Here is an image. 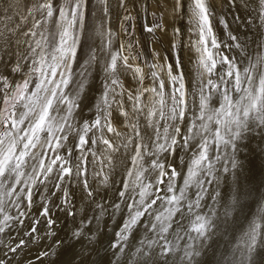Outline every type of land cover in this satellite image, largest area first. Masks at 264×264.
<instances>
[{
	"label": "snow or ice",
	"instance_id": "1",
	"mask_svg": "<svg viewBox=\"0 0 264 264\" xmlns=\"http://www.w3.org/2000/svg\"><path fill=\"white\" fill-rule=\"evenodd\" d=\"M2 2L10 12L13 5ZM117 7L124 9L125 20L131 19L126 0H117ZM222 7L228 13H217L208 0H189L190 23L197 36L194 46L199 52L195 86L190 90L176 42L181 29L173 30L171 57L166 53L164 63H156L159 53L153 51L154 60L145 59L142 66L131 40L114 46V33L107 27L111 0H35L25 8L32 15L25 35L41 39L34 46L25 41L27 54L11 66L12 73L25 71L20 83L0 74V264H13L27 243L38 242L42 236L37 225L42 222L44 234L54 236L57 211L77 215L69 190L72 183L80 186L83 199L95 208L73 229L71 238L93 245L102 222L107 228L104 217L115 223L119 216L109 242L115 264H204L201 257L218 246L229 230L235 239L233 225L246 209L247 230L230 255L232 242L228 241L215 264H257L256 257L264 249V207L255 214L250 209L264 201V194L241 183L237 153L240 142L256 135L264 139V40H252L253 54L248 40L241 39L245 34H234L230 26L255 25V36H264V0H223ZM232 9L242 10L244 16L233 14L229 21ZM183 10V0H175L174 11L182 16ZM213 22L223 25L229 41L223 47L235 50V55L221 51ZM145 27L148 32L164 31L160 25ZM125 35L131 36L129 29ZM85 47L89 51L81 62L79 52ZM21 59L27 62L26 69ZM145 66L152 82L149 87L143 86ZM121 67L133 70L138 81L134 90L124 89ZM94 68L103 73L95 112L77 120V110L82 111L92 88ZM49 83L52 88L46 87ZM69 84L71 95L64 90ZM145 92L152 94L150 106L141 102ZM124 94L132 101L134 116L117 99ZM114 112L129 126L124 148L132 146L119 158L115 154L120 146L105 133L121 136L113 124ZM101 143L105 148L98 159ZM98 165L102 167L93 172V185L89 168ZM116 177H120L119 186ZM105 188L114 190L110 204L107 194L97 198ZM34 204L39 208L35 215ZM26 219L31 226L21 232L19 226ZM13 232H21V237L13 240ZM25 236L30 239L26 241ZM87 251L82 243L81 255ZM53 254L51 249L42 253Z\"/></svg>",
	"mask_w": 264,
	"mask_h": 264
},
{
	"label": "rangeland",
	"instance_id": "2",
	"mask_svg": "<svg viewBox=\"0 0 264 264\" xmlns=\"http://www.w3.org/2000/svg\"><path fill=\"white\" fill-rule=\"evenodd\" d=\"M126 1H128L127 2L128 4L126 3V6L128 5L127 8L129 9V12L127 14L131 16V19L130 20H125L124 16L126 15V13H125L124 9L119 8L120 11L118 12V14L116 16V21H115L116 26H115V33H114V35L116 37L115 41H116L117 46L120 43H127L129 40H131L132 42H134L133 45H134L135 53H139L140 54L139 63L142 66L144 64V60L145 59H148L149 61H153L154 60V58L152 56L153 51L159 53V57L155 58L154 62L163 64L164 63V59H163L164 56H162V52H163V49L167 50V48L170 47L169 45H170V42L172 41L171 37L173 39V31H172V30H174L173 28L181 29L182 30V35L181 36H183V37L181 39V36H178L176 38V42L178 44H180L179 45L180 46V51H181L180 52V56H181V59L183 60L184 70L187 73V79L185 80L186 89L190 90L191 88H193L195 86V82H194V63L197 60V58L199 57L198 56L199 52L197 51L196 46H194V42L196 41L197 37H196V35H193V32H192L193 25L190 23L191 15L188 12V3H189V1L188 0H183L184 4L186 6L184 5L185 7H184V10H183V16H181V14H179V13L177 14L174 11L175 0H160L161 2L159 0H146L147 3H145L144 12H145V15H146L148 26H150V25L151 26L160 25L164 29V31H161L160 28H156L153 32H146L147 36H145L146 34H143V35L141 34V32H140L141 31L140 30L141 27L138 25V19L140 17V11H141L140 10V5H138L137 0H136L134 5H133V0H131V1L130 0H126ZM208 1H209L208 3H210L211 7L213 9H215L217 11V13H220L221 11H223L224 13H228V11H229L228 8L222 7L223 0H218L217 1L218 3L216 2V0H208ZM14 2H15L14 3V8H15L14 9L15 10L14 14H15V17L14 16L13 17L15 18V20L12 22V26L10 27V29L12 31H17V30L20 31L19 33H17V36L14 39V53H15V57H16V59H15V62H16V60L19 57L22 58L28 52V43L26 44L25 41H28L29 43L32 41L31 44L34 46L35 45V41L36 40H40L41 38L38 35L36 37H31V36L25 35V33L28 31V29L30 28L31 23H32V15H29L28 13H26L25 8L26 7L30 8L31 4L33 2H35V0L34 1H31V0H14ZM134 6H135V8H134ZM0 7L4 8L3 7V2H2V6L0 4ZM2 8H0V9H2ZM155 8H156V11H154ZM219 9H220V11H219ZM121 12H122V14H121ZM0 13H1V10H0ZM233 14L234 15H238V16H244V12L242 10L241 11H237L236 9H232L231 14H229L227 16V19L229 21H231ZM33 15H37V14L33 13ZM26 16L28 17L27 19H25ZM163 19H165V20H163ZM24 23H25V25H24ZM237 24H239V25H237ZM221 26L223 28V25H221ZM121 27H123V30L124 29H129V31L131 32V36L130 37L126 36L125 33H124L125 30L123 31ZM119 28L121 30H119ZM230 30L234 34L235 33H243V34H245V35H241V39L244 40L246 38L248 40L249 48L253 51V54H255L256 45L252 43V40L254 38L257 39V41L264 40V36H262V37H256L255 36V33H256V26L255 25L245 26L243 23H239V22L238 23H232L231 26H230ZM36 31H39V30H36ZM189 31H190V33H188ZM213 31L215 33L216 39L218 41L222 42L223 35L220 32V30L218 29L217 24L215 22H213ZM141 35H142V37H141ZM185 36H187V37H185ZM223 38H224L225 43L229 42L228 41L227 31L224 33V37ZM181 40L182 41L184 40V42H182ZM221 47H222V44H221ZM226 49L228 50V48H226ZM169 50H167V55L170 57V55H169L170 52H168ZM22 51H24V52L22 53ZM213 51H215V50H213ZM230 53H231L232 56L235 55V50H230ZM21 61H24V60L21 59ZM21 63L24 65V68L26 69L27 68V62L24 61V63L23 62H21ZM129 63H131V61H129ZM13 64H14V62L9 56L3 57V59L1 60V65H0V74L6 75V76H10L11 72H12L11 71V66ZM219 66H218V68H219ZM130 71H132V75H131L132 78L126 77V76L123 75V73H125L128 76ZM143 71H144V73H146L145 74L146 78L144 79L143 86L144 87H149V86H151V83H152L151 80H149L147 78V73H148L149 69L145 66L143 68ZM120 73H121L120 74V79H121V82L123 84L124 89L132 91V90H134V88L136 86H138V81L133 78L134 72H133L132 69H125V68L121 67L120 68ZM16 74H17L16 82L20 83L22 78L25 75V71L22 69L21 72H18ZM160 76H161V79L165 82V85H166L168 83V78H167L166 73L162 72V73H160ZM10 79H11V77H10ZM132 80H133V82H132ZM131 82H132V84H131ZM166 90H167V88H166ZM133 94H135L134 91H133ZM151 95H152L151 93L145 92L143 94V96H141L142 104L144 103V104L150 106L151 103H152V101L150 100ZM127 98L128 97H127L126 94H124L123 96H118L117 97V99L122 100V102L124 103V108H125V110H127L129 115L130 116H134V113H133V110H132V107H131L132 106L131 105L132 102L130 100H128ZM127 101H129V102H127ZM125 102H126L127 105L125 104ZM118 114H119L118 112H114V114H113V116H114L113 124L116 127L117 131L121 133V136L115 137L113 133H107L106 130H105L106 137L107 138H113L115 143H117L120 146V149H121L120 153H116L115 154L117 156V158H119L121 154H125V155L128 154L129 149L132 147L131 145H129V149H125L124 146H123V143H121L122 140L125 139L126 134L130 135V133H129V126L125 122L124 117L120 116ZM140 119H141V121H143L142 117ZM121 125H122V127H121ZM125 126H126V129L128 128L127 130H124ZM141 129H142L141 131L143 133V131L145 130V125L143 123L141 125ZM147 131H149V133H150L151 129L148 128ZM104 148H105V146L101 143L99 145L98 149H97V151H98V159L101 158V154H102ZM237 159L240 162V168L238 170L239 173H240V177H241L240 180L243 179L241 181V183H243L245 187H249V186L256 187V188L259 189V192L261 194H264V139H261V137L259 135H256L252 139H246V140L240 142L239 143V151L237 153ZM251 161H253V163L255 162V167L251 166ZM100 167H102V165H98L95 168H91V167L89 168L88 179H89V182L91 184H93V185H95V182H94L92 174L95 171H99ZM228 178H229V180L233 179V177L231 175H229ZM116 179H117V182L119 183L120 177H116ZM221 181H222L221 187L223 188V185H222L223 184V176L221 177ZM180 183H181V180L178 177V186L180 185ZM105 189L107 190V188H105ZM105 189H102L99 192V194H98L99 197H97V198H100L102 193L106 191ZM69 190H70L71 193H73V191H74V183L71 184ZM79 190H80V188H79ZM112 192L114 193V190L108 189L104 193V195L107 194L106 203L112 202V199H113L112 198L113 197ZM76 195H78L79 197L81 196V199H83L82 197H83L84 194L81 191L76 190ZM254 197H255V193H254ZM249 199H252V198H249ZM81 201H82V203H81ZM83 202H84V204L86 206L83 204ZM77 205H78L77 209L79 210V212L81 210H83L84 214H86L89 211L88 213H90V212H92V213H90L89 215H86V216L93 215V210H94L95 206L92 205L91 207H89V201L83 199V200L78 201ZM83 205L86 207V209H84L85 207ZM262 207H264V201H260L258 204L252 205L250 211H251V213L255 214V213H258ZM88 209H90V210H88ZM248 211L249 210L246 209L245 213L241 214L238 222L235 225H233V228L236 229V231H235V239H233L232 230H229L226 236H224L222 239H219V243H218L220 245L219 247L215 246V247H213V249H208L207 250L206 254L211 256L209 264H215V262L220 259V254H221V252L224 251L226 244H228V241L232 242L230 245H228V247H229V255L231 254V249L236 246V244L240 241V238L243 236L244 231L247 230L248 221L245 219V216L248 215ZM61 213H62V211H61ZM64 215H66V214H64ZM233 215H235V213H233ZM84 217L85 216L81 215V217L79 219V223ZM251 218L252 217H249V219H251ZM37 227H38V229L41 232L45 231L43 222L41 224L37 225ZM67 230H68V228H67ZM52 237L54 238V236H52ZM52 237H49V239H48V242H49L50 246H53L52 243L50 244V241H51ZM41 243H42V240H41ZM29 245H30V243L29 244L27 243V246H29ZM108 256H107L105 262L109 259ZM256 260H257V264H264V249L260 250V255H258L256 257Z\"/></svg>",
	"mask_w": 264,
	"mask_h": 264
},
{
	"label": "bare ground",
	"instance_id": "3",
	"mask_svg": "<svg viewBox=\"0 0 264 264\" xmlns=\"http://www.w3.org/2000/svg\"><path fill=\"white\" fill-rule=\"evenodd\" d=\"M31 1H34V0H31ZM131 1V0H130ZM160 1V0H159ZM189 1V0H188ZM218 0H216L217 2ZM8 2L10 4L13 5L11 11H6L4 8L0 9L1 10V13H0V32H3L4 33V36L3 37H0V48H3V52H0V57H5V56H9L13 62L15 63V54H14V39L16 38L17 36V33H19L20 31L17 30V31H12L10 29V27L12 26V22L15 20V8H14V0H8ZM128 1H126L127 3ZM138 2V5H140V17L138 19V25L141 27V34H146V27L145 26H148L147 24V19H146V15H145V12H144V7H145V3L146 0H137ZM161 2V1H160ZM164 2V1H163ZM209 2V1H208ZM221 2V1H220ZM34 3V2H33ZM165 3V2H164ZM170 3V2H169ZM218 3V2H217ZM0 4L2 6V0H0ZM128 4V3H127ZM168 4V3H167ZM173 4V3H172ZM210 4V3H209ZM111 5H112V8H111V14L107 20V27L108 29L115 33V21H116V16L118 14V12L120 11L119 7H117V0H111ZM130 5V4H129ZM185 5V4H184ZM128 6V5H127ZM136 6V5H135ZM134 6V8H135ZM186 6V5H185ZM184 6V7H185ZM4 7V5H3ZM172 8V7H171ZM222 8V7H221ZM159 9V8H158ZM186 9V8H185ZM4 10V11H3ZM154 10V9H153ZM3 11V12H2ZM156 11V8L155 10ZM220 11V9H219ZM163 12V11H162ZM186 12V11H185ZM149 13V12H148ZM166 13V12H165ZM122 14V12H121ZM178 14V13H177ZM189 14V13H188ZM191 15V14H190ZM14 16V17H13ZM150 16V15H149ZM177 16V15H176ZM183 16V15H182ZM23 17V16H22ZM151 17V16H150ZM154 17V16H153ZM172 17V16H171ZM28 18V17H27ZM119 18V17H118ZM121 18V17H120ZM175 18V17H174ZM183 18V17H182ZM23 19V18H22ZM21 19V20H22ZM185 19V18H184ZM191 19V18H190ZM155 20V19H154ZM165 20V19H163ZM182 21V20H181ZM149 22V21H148ZM184 22V21H183ZM118 23V22H117ZM124 24V23H123ZM128 24V23H127ZM181 24V23H180ZM217 24V27L218 29L220 30V32L222 33L223 37H224V33L226 32V30L224 29V27L222 28V26L219 24V23H216ZM25 25V23H24ZM130 25V24H129ZM239 25V24H237ZM119 26V25H118ZM121 26V25H120ZM125 26V25H124ZM151 26V25H150ZM182 26V25H181ZM184 26V25H183ZM241 26V25H240ZM19 27V26H18ZM126 27V26H125ZM237 27V26H236ZM122 30H123V27H121ZM128 28V27H127ZM172 28V27H171ZM170 28V29H171ZM222 28V29H221ZM242 28V27H241ZM17 29V28H16ZM175 29V28H173ZM119 30H121L119 28ZM118 30V31H119ZM125 30V29H124ZM123 30V31H124ZM166 30V29H165ZM172 30V29H171ZM170 30V31H171ZM191 30V29H190ZM173 31V30H172ZM188 31V30H187ZM121 32V31H120ZM169 32V31H168ZM186 32V31H185ZM125 33V31H124ZM190 33V31L188 32ZM214 33V31H213ZM140 34V33H139ZM122 35V34H121ZM141 35V37H142ZM187 35V34H186ZM189 35V34H188ZM215 35V33H214ZM139 36V35H138ZM147 36V34L145 35ZM5 37L7 38V42H5ZM165 37V36H164ZM183 36H181V39H182ZM187 37V36H185ZM190 37V36H189ZM197 37V36H196ZM216 37V36H215ZM222 37V47H221V51L225 54V55H228V56H232L231 53H230V50L226 49L225 47H223V44H225V41H224V38ZM51 38V37H49ZM115 35H114V46H117L116 44V41H115ZM140 38V37H139ZM153 38V37H152ZM170 38V37H169ZM184 39V38H183ZM186 39V38H185ZM193 39V38H192ZM191 39V40H192ZM206 39H208L206 37ZM121 40V39H120ZM123 40V39H122ZM160 40V39H159ZM171 40H172V37H171ZM170 40V41H171ZM179 40V39H178ZM190 40V41H191ZM197 40V38H196ZM161 41V40H160ZM182 41V40H181ZM187 41V40H186ZM32 42V41H31ZM30 42V43H31ZM121 42V41H120ZM149 42V41H148ZM147 42V43H148ZM169 42V41H168ZM180 42V41H179ZM184 42V40L182 41ZM193 42V41H192ZM96 43L98 44L99 41L97 40ZM181 43V42H180ZM25 44V43H24ZM27 44V43H26ZM134 44V42H133ZM182 44V43H181ZM180 45V44H179ZM170 46V45H169ZM164 47V46H163ZM19 49V48H18ZM169 48H167V50H169ZM17 50V49H16ZM148 50V49H147ZM161 50V49H160ZM167 50H164L163 49V52H162V56H165V54L167 53ZM21 51V50H20ZM88 47H85L82 51L79 52V58L81 59V62L83 59H86L87 58V54H88ZM149 51V50H148ZM8 53V55H5L4 53ZM24 51H22L23 53ZM168 52L170 57L173 55L172 51L169 50ZM181 52V51H180ZM199 56V55H198ZM15 57V58H14ZM19 57V56H18ZM20 58V57H19ZM24 63V61H21ZM26 64V63H25ZM0 65H1V60H0ZM219 66V65H218ZM217 66V67H218ZM220 67V66H219ZM73 68L76 69V71H79V69L76 67V64L74 63L73 64ZM147 72V71H146ZM146 74V73H145ZM38 75V74H37ZM124 76L126 77H130L132 78V71H130L129 75L127 76L125 73H123ZM11 77V79H17V74L16 73H12L11 72V75L9 76ZM75 78V77H73ZM55 79V78H54ZM167 79V78H166ZM165 79V80H166ZM103 80V73L101 71H98L97 69H93V72H92V77L90 78V83L92 85V88H91V91L88 92V98L86 100H83V104L81 106L82 108V111L80 109H78V113L79 115L77 116V120L80 119V116H83L84 118H88L90 117L93 112H95V107H94V103L96 100H98L99 96H100V89H101V82ZM150 80V79H149ZM167 81V80H166ZM58 82V81H57ZM133 82V80H132ZM131 82V84H132ZM149 85V84H148ZM167 85V84H166ZM134 86V85H133ZM46 87L48 88H52L53 85L51 83L47 84ZM71 87L72 85L69 84L68 86L65 87V91L68 92L69 95H71ZM34 90V89H33ZM45 93H42V95H44ZM127 95V94H126ZM128 99V98H127ZM129 102V101H127ZM132 102V101H131ZM130 102V103H131ZM92 104L93 106L92 107H89V105ZM126 104V102H125ZM144 104V103H143ZM127 105V104H126ZM132 105V104H131ZM215 106H218V103L215 105ZM132 107V106H131ZM127 108V107H126ZM127 111V110H126ZM119 115V114H118ZM125 119V118H124ZM123 122V121H122ZM121 122V123H122ZM123 124V123H122ZM127 126V125H126ZM126 126H125V129L124 130H127L126 129ZM122 127V125H121ZM142 130V129H141ZM149 132V131H148ZM41 137L43 138V134H41ZM126 138V137H125ZM122 139V138H121ZM122 143V142H121ZM103 153V152H102ZM129 165H130V161L128 162ZM177 163H179V161H177ZM251 166L255 167V162L253 163V161H251ZM241 178V177H240ZM229 180V178H228ZM243 179H241L242 181ZM95 182V180H94ZM229 182H231V179L229 180ZM222 183V181H221ZM177 184H178V178H177ZM117 185L119 186V183L117 182ZM223 185V184H222ZM72 188V187H71ZM80 186L76 183H74V191H73V196H74V203H75V207L77 209L78 205H77V202L80 201V200H83L81 199V196L79 197L78 195H76V190L78 191H81L79 190ZM73 190V189H72ZM106 190V189H105ZM108 190V189H107ZM106 190V191H107ZM105 191V192H106ZM102 193V196H104V193ZM59 195V193H58ZM112 195H113V192H112ZM99 197V196H98ZM83 198V197H82ZM113 198V197H112ZM111 200V199H110ZM82 203V201H81ZM111 203V202H110ZM109 203V204H110ZM84 204V202H83ZM85 205V204H84ZM83 205V206H84ZM86 206V205H85ZM84 206V207H85ZM83 207V208H84ZM82 208V207H81ZM95 208V207H94ZM86 209V207L84 208ZM90 210V209H88ZM39 211V208L37 205H33V208H32V213L33 215H35L37 212ZM83 210H81L79 212V210L77 209V215L75 216H69V215H64L65 213H61V211H57L56 212V215H55V219H56V224L54 225V231H55V235H54V238L52 237L51 238V241H50V244L52 243L53 246H50L49 245V242H48V239L49 237L46 236L44 232H41L40 231V234L42 236V238L36 242V243H30L29 246H26L20 250L19 252V255H16L15 256V260L13 261V264H115V258L113 256V250H111L109 248V242L113 239V232L116 230V227H117V224H119L120 220H119V216L117 217V220L115 223H113L110 219H109V216H105L104 217V222H107V228L106 229H103V222H102V231L101 233L99 234V237H98V241L93 244V245H87V242L86 241H76V240H73L71 238V234H72V231L74 228H77L79 226V219L82 216H86V215H89L90 213H87L84 214V211L82 212ZM75 218V219H74ZM74 219V220H73ZM31 224L30 222L26 219L25 221V224L24 225H21L19 226L21 228V232H23V230L27 227H30ZM94 227V226H93ZM68 228V230H67ZM44 229V228H43ZM21 232H13L12 234V239L15 240L17 239L18 237H21ZM143 235V234H141ZM23 239H25L26 241H28L30 239V237H22ZM41 240H42V243H41ZM57 242H59V246L57 247ZM82 243L85 244L88 248V251L85 252L83 254V256L81 255V251H82ZM29 244V243H28ZM216 245H214L213 247H215ZM220 245L218 244V247ZM48 249H51L54 254L53 255H48V256H45V255H42V253L45 251V250H48ZM213 249V248H211ZM109 255V256H108ZM107 256L109 257V259L105 262ZM11 255L9 257V259H11ZM201 259L203 260L204 264H209V261L211 259V256L206 254L204 255L203 257H201ZM105 262V263H104Z\"/></svg>",
	"mask_w": 264,
	"mask_h": 264
}]
</instances>
